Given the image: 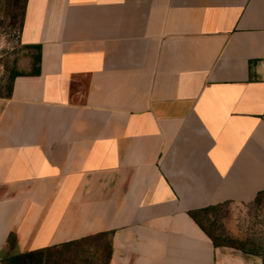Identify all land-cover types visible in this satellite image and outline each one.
Listing matches in <instances>:
<instances>
[{
  "label": "crops",
  "instance_id": "1",
  "mask_svg": "<svg viewBox=\"0 0 264 264\" xmlns=\"http://www.w3.org/2000/svg\"><path fill=\"white\" fill-rule=\"evenodd\" d=\"M21 41L0 264L106 231L108 264H264L205 222L264 200V0H28Z\"/></svg>",
  "mask_w": 264,
  "mask_h": 264
},
{
  "label": "rangeland",
  "instance_id": "2",
  "mask_svg": "<svg viewBox=\"0 0 264 264\" xmlns=\"http://www.w3.org/2000/svg\"><path fill=\"white\" fill-rule=\"evenodd\" d=\"M22 6V0H7L0 5V95L6 94L14 72H26L31 66L32 51L19 40ZM205 222L216 235L238 240L244 248L264 249V200L261 197L244 207L224 204L211 212ZM108 244L107 237L90 244L85 252L54 250L45 264H107Z\"/></svg>",
  "mask_w": 264,
  "mask_h": 264
},
{
  "label": "trees",
  "instance_id": "3",
  "mask_svg": "<svg viewBox=\"0 0 264 264\" xmlns=\"http://www.w3.org/2000/svg\"><path fill=\"white\" fill-rule=\"evenodd\" d=\"M7 0H0V5L5 3ZM28 0H22L23 2V6H22V15H21V21H20V30H19V40L21 42V44L25 47L28 48L32 51L31 53V67L32 69L26 72H14L11 76V80L10 83L7 87V92L4 95H0V96H10L11 92H12V88H13V83L15 81V78L19 75H24L26 73H39V68L38 65L40 63L41 60V56H40V47L37 45H25L22 43L21 41V31H22V27H23V23H24V19H25V10H26V4H27ZM217 207H210L208 208L206 211L208 212H216ZM208 233L210 235H212V237L214 238V240L216 241V243L220 242L223 243L226 246H230V247H234L236 249H242L244 248V246H241L238 243V240L235 241V239L230 238L227 235L224 234H213L210 230H208ZM111 235L112 232L111 231H106V232H101L99 234H95V235H90L78 240H73V241H69L66 243H62V244H56V245H52V246H48L45 248H41L38 250H33V251H29V252H24V253H18V254H14V255H10L7 256L5 258L2 259V263L3 264H45L49 258V253L51 251L57 250L60 251L61 253L65 252V251H71V250H80V251H86L87 247H89L90 244H94V242H98L100 241L102 238H109V244H108V260H107V264L109 262V258L111 255V251H112V247H111ZM226 239V240H225ZM231 240V242H229V240ZM228 240V241H227Z\"/></svg>",
  "mask_w": 264,
  "mask_h": 264
}]
</instances>
